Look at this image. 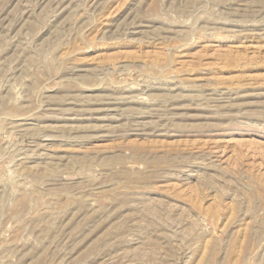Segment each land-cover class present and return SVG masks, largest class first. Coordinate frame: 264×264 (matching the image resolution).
<instances>
[{"label": "rangeland", "instance_id": "obj_1", "mask_svg": "<svg viewBox=\"0 0 264 264\" xmlns=\"http://www.w3.org/2000/svg\"><path fill=\"white\" fill-rule=\"evenodd\" d=\"M0 264H264V0H0Z\"/></svg>", "mask_w": 264, "mask_h": 264}]
</instances>
